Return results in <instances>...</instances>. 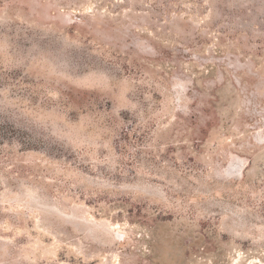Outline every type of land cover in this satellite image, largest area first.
<instances>
[{
	"label": "rangeland",
	"instance_id": "374dc122",
	"mask_svg": "<svg viewBox=\"0 0 264 264\" xmlns=\"http://www.w3.org/2000/svg\"><path fill=\"white\" fill-rule=\"evenodd\" d=\"M0 264H264V0H0Z\"/></svg>",
	"mask_w": 264,
	"mask_h": 264
}]
</instances>
